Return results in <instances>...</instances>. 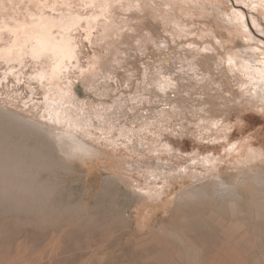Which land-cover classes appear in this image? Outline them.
<instances>
[{
    "label": "rangeland",
    "instance_id": "1",
    "mask_svg": "<svg viewBox=\"0 0 264 264\" xmlns=\"http://www.w3.org/2000/svg\"><path fill=\"white\" fill-rule=\"evenodd\" d=\"M44 1L38 4L52 12L53 3ZM110 1L105 16L102 0L58 3L53 11L74 19L65 29L43 31L49 40L59 30L69 34L59 81L74 82L71 98L84 108L73 109L87 117L83 128L58 125L41 105L43 86L29 75L40 65L52 69L50 57L46 65L31 56L26 64L12 61V69L0 58V264H264L258 212L264 210V156L242 169L227 154L240 139L264 146V111L251 102L262 93L263 75L237 67L232 55L247 47L264 62L255 47L264 49V7L256 0ZM4 3L3 23L17 11L29 19L43 9L34 0ZM107 22L115 25L109 34L102 32ZM7 33H0V48L14 39ZM7 73L14 75L7 80ZM17 113L73 130L98 152L68 155L52 137L17 121ZM97 114L143 123L142 138L110 144L111 135L91 122ZM128 160L132 165L121 164ZM149 161L159 167L152 170ZM216 167L242 172L225 190L209 180L187 195L194 176L217 173Z\"/></svg>",
    "mask_w": 264,
    "mask_h": 264
},
{
    "label": "bare ground",
    "instance_id": "2",
    "mask_svg": "<svg viewBox=\"0 0 264 264\" xmlns=\"http://www.w3.org/2000/svg\"><path fill=\"white\" fill-rule=\"evenodd\" d=\"M8 1V0H6ZM12 2V0H10ZM22 1V0H21ZM29 1V0H28ZM44 1V0H42ZM41 1V2H42ZM48 1V0H46ZM44 1L43 4H46ZM51 1L53 4H51V8L49 7V9H52V12L51 11H48L44 8H46L47 6H43L42 4V7L39 5L40 3L38 2V0H34V2H36L37 6V10L39 9H42L40 11H38L39 13H34L31 15L33 16H36V18H34L33 16L30 17L29 15V19H28V16L26 17V14L24 12L21 11H17L15 10V12L17 13V15L14 13V15H11V20H4V23L0 21V33H4V32H10L12 35H10L9 37H14L13 40H9V42L5 43L2 45V48H0V58L1 59H4L5 60V63L6 64H9V68H15L16 64H26V61L28 62L29 60L27 59L29 56L33 57L34 59L36 60H41L40 62H38V65L40 64H44L46 65V63L49 64V61L47 60V57H50L51 61H52V69L47 68L46 66H37L34 71L30 72V75H29V79L33 80V81H40L42 86H43V89H44V96H42V99H41V102H42V107H44V110L45 112H47L46 114H49L53 120H56L58 125L62 124L64 125V127H70V129L72 128L73 130L74 129H77V128H81L84 124H87L86 123V119L87 117L85 118V116L81 117L80 114H78L76 111H74V109H77L78 111L79 110H82L83 111V108L81 109V106H79V103L78 101H76L75 99L71 98V95H74L73 92V89H75V86H74V82L73 83H70V85H66L65 83H60L59 79L62 78L60 77L61 73L64 72V70H66V64L64 63V57L66 56L64 53H66L68 50H71L68 46V41H69V34L68 32L64 31L65 27H66V24L69 25L68 21L71 22L74 18L73 17H70L69 19L65 18V14L63 13H58L57 14L53 11L54 8H55V5L58 3L59 4H65L69 5V7H73L71 5V1L70 0H49ZM97 1V0H96ZM110 0H102V3L103 5L101 6L102 3H100L99 6H101V9L100 12L102 11L103 12V15L101 14V16H105L104 14L107 13V11L109 12L108 8H109V2ZM127 1V0H126ZM125 1V2H126ZM167 1V0H166ZM184 1V0H183ZM200 1V0H199ZM19 2V1H18ZM32 2V1H31ZM83 2V1H82ZM84 4H92L94 3L93 0H84ZM111 2H114V1H110V4ZM190 2V1H189ZM251 2V1H250ZM30 3V2H29ZM39 3V4H38ZM108 3V5H107ZM181 3V2H180ZM185 3V2H184ZM256 3H258V5L260 4L261 6L264 7V0H256ZM49 4V3H48ZM89 4V5H90ZM97 4V3H95ZM126 4H128L126 2ZM183 4V3H182ZM190 4V3H189ZM251 4V3H250ZM0 5L3 7L6 6V4L4 3V0H0ZM94 5V4H93ZM108 8H106L107 6ZM114 5V4H113ZM125 4H123L124 6ZM0 6V7H1ZM23 6V4H22ZM20 6V8L22 7ZM61 6V5H60ZM95 6V5H94ZM112 6V5H111ZM128 6V5H127ZM189 6V5H188ZM11 7V5H10ZM15 7V6H13ZM17 7V6H16ZM59 7V6H58ZM212 7V6H211ZM262 7V8H263ZM100 8V7H99ZM111 8V7H110ZM260 8V7H259ZM15 9V8H14ZM22 9V8H21ZM26 9L28 10V12L30 13L31 11L26 7ZM59 9V8H58ZM69 9V8H68ZM72 9V8H71ZM70 9V11H71ZM75 9V8H74ZM73 9V10H74ZM25 10V9H24ZM35 10V9H34ZM73 10L70 13V15H74L76 16V18H80V13H76V12H73ZM260 10V9H259ZM57 11V10H56ZM83 11V10H82ZM92 11V10H90ZM97 11V10H96ZM192 11V10H191ZM21 14H19V13ZM54 12V13H53ZM101 12V13H102ZM116 12V11H115ZM82 14V13H81ZM96 14V13H95ZM95 14H90V17H95L93 15ZM107 15V14H106ZM84 16V15H82ZM111 16V15H110ZM109 15L105 18H109L110 17ZM112 17V16H111ZM96 18V17H95ZM6 19V18H5ZM81 19V18H80ZM94 19V18H93ZM92 19V20H93ZM110 20L112 18H109ZM108 19V20H109ZM87 20V19H86ZM95 20V19H94ZM93 20V21H94ZM114 20V19H113ZM89 21V20H88ZM97 21V20H96ZM115 22V21H114ZM114 22H107L108 24L104 25L102 28H103V31L105 34H109L112 30H114V27L113 25L114 24H111V23H114ZM89 23V22H88ZM178 23V22H177ZM182 23V22H181ZM233 23H236V22H233ZM93 24V23H92ZM111 24V25H110ZM52 26H57V27H63L64 29L63 30H59L58 31V35L55 36L54 39L52 40H49L48 36H47V32H43L45 31V29H49L51 30L50 28ZM115 26V25H114ZM232 26V25H231ZM235 26V25H234ZM238 26V25H237ZM235 26V27H237ZM69 28V27H68ZM90 28V27H89ZM92 28V27H91ZM121 28V27H120ZM28 29H31L34 31V34L33 35H29L28 34ZM62 29V28H60ZM232 29V28H231ZM234 29V28H233ZM238 29V28H237ZM121 30V29H120ZM236 30V28L234 29ZM243 30V29H242ZM68 31V30H67ZM237 31V30H236ZM119 32V31H118ZM121 32V31H120ZM114 32H112L113 34ZM237 33V32H235ZM233 33V34H235ZM8 34V33H7ZM89 36V35H88ZM106 36V35H105ZM242 36V35H241ZM247 38V37H246ZM256 45V43H253ZM64 45L67 46L68 50L64 49L66 48ZM1 46V45H0ZM256 48L258 49H261L260 51V54L261 56L264 57V49H262V46H259V45H256L255 46ZM250 48H247V47H242V48H239L238 50L236 49L234 52H232L233 54V57L235 58L236 60V63L235 65L237 67H242V66H247L251 69L252 71V68H253V71L254 69H257L258 70H255V71H259L262 73L263 75V78H264V69L262 68L261 69V66L264 67V62H262L261 64L259 63L260 59L258 60L257 58V54L256 53H248L250 52L249 51ZM234 50V49H232ZM236 51H239L240 54ZM67 54V53H66ZM231 55V56H232ZM245 55H251V57L253 59H245L244 56ZM0 59V60H1ZM2 60V61H4ZM258 61V64L257 66L255 67L253 64H252V61ZM12 61H16L17 63L16 64H12L10 62ZM31 61V60H30ZM264 61V58L263 60ZM36 62H34L36 64ZM65 65H64V64ZM47 64V65H48ZM249 65V66H248ZM46 67V68H45ZM234 67V66H233ZM243 68V67H242ZM249 69V70H250ZM234 70V69H233ZM252 71V72H253ZM254 71V74L256 73ZM260 73V74H261ZM259 73H257L258 75ZM259 74V75H260ZM14 75V73H7L5 74V77L7 78V80L10 79V77ZM60 75V76H59ZM261 76V75H260ZM28 79V81H30ZM261 79H262V76H261ZM52 80L53 82H48V81ZM258 80V79H257ZM260 80V78H259ZM65 81V80H64ZM63 82V81H62ZM261 82H264V81H261ZM258 83V82H257ZM257 88V87H256ZM255 88V90H256ZM261 88V87H260ZM264 89V88H263ZM262 89V90H263ZM261 92L263 93L264 90ZM260 94L258 93V97L256 95V97H249V98H252L251 99V102L253 101L254 104L253 105H256L254 107H256V109H258L257 111L259 110H263L264 111V93L263 94ZM249 98H247L249 100ZM249 102V101H248ZM247 104V103H246ZM250 104V103H249ZM64 105H69L68 108H63ZM70 105H72L73 107H71ZM151 106V104H150ZM41 107V108H42ZM74 108V109H73ZM112 108V107H111ZM123 109V108H122ZM253 109V108H252ZM255 109V110H256ZM3 110V109H2ZM7 110H10V109H7ZM4 111V110H3ZM180 111V110H179ZM260 111V112H261ZM6 112V111H5ZM9 112V111H7ZM112 113V112H111ZM156 113V112H155ZM153 113V114H155ZM181 113V112H180ZM46 114H44V116H46ZM116 114V113H115ZM118 114V113H117ZM116 114V115H117ZM264 114V113H263ZM262 114V115H263ZM4 115V114H3ZM98 115V114H97ZM113 115V114H112ZM7 116V115H6ZM9 116V115H8ZM99 116V115H98ZM115 116V115H114ZM114 116H111V115H107V114H103L102 116H99L97 117V121L94 119L92 120V124L94 127L96 128H99L101 131H103V135H105V137L110 134L111 138H110V144L112 143H115V139L116 138H119V137H124V139L126 138L127 141H132L134 140L133 136L134 135H137V136H140L139 134L141 133V131H143L144 127H143V123H136V122H133V125L134 126H130L129 124H124L122 122H124V120L121 118V115L119 114V116H116V118ZM13 117L17 120V121H20V122H23L25 124H27L28 126H30L31 128H34V130H38V131H41L43 132V134L45 133L46 135L52 137L54 139V141L56 142V146L59 147V149L68 154V155H75V156H79V157H86L90 154H93V153H97L98 152V149L97 148H94V146H90L88 145L86 142L80 140L75 132H73V130H68L64 127H57L55 125H48L47 127L44 126L42 122L38 121V122H33L32 121H29L27 118H25V116H23L22 114H19L17 113L16 115H13ZM47 117V116H46ZM128 117V116H127ZM9 118V117H8ZM120 118V119H119ZM148 118V117H147ZM155 118V117H154ZM7 119V118H6ZM51 119V121H52ZM139 119V118H136V120ZM9 120V119H8ZM126 120V119H125ZM44 121V120H43ZM88 122V121H87ZM89 122V123H91ZM22 123V124H23ZM89 125V124H88ZM84 127V126H83ZM82 127V128H83ZM86 128V127H85ZM78 130V129H77ZM80 131V130H79ZM82 131V130H81ZM40 132V133H41ZM86 133V132H85ZM220 134V133H219ZM223 134V133H222ZM226 134V133H225ZM102 135V136H103ZM224 135V134H223ZM87 136V135H86ZM89 136V135H88ZM92 136V135H91ZM143 135H141L140 137L142 138ZM109 137V135H108ZM221 137V136H220ZM136 138V137H135ZM109 139V138H107ZM112 140V141H111ZM68 141L70 143V145H65L64 142ZM236 141V140H235ZM52 142V141H51ZM240 142H241V139H240ZM239 141L237 142H234L230 148L228 149L229 150V153L227 154H231L233 157L237 158L238 160H240L239 162H242L241 164L243 165L242 166V169L243 168H248V166L252 165L253 163V160H257V158L261 157V156H264V146L263 147H259V146H254V143L252 142H248L246 143V145H242ZM129 143V142H128ZM109 144V145H110ZM126 144V143H125ZM134 144V143H133ZM6 145V144H5ZM53 145V144H52ZM116 145V144H115ZM129 145L126 144V147H128ZM2 147V146H1ZM3 148V147H2ZM130 148V147H129ZM154 148V147H153ZM152 148V149H153ZM157 148V147H156ZM155 148V149H156ZM132 149V148H131ZM173 149H176L173 147ZM6 150V148H5ZM101 151V150H100ZM146 152V151H145ZM8 154V153H7ZM40 155V154H39ZM205 156V155H204ZM36 159V158H35ZM219 161L220 158H217ZM2 160V159H1ZM27 160V159H26ZM216 160V159H215ZM255 160V161H256ZM8 161V160H6ZM25 161V160H24ZM2 162V161H1ZM10 162V161H9ZM142 162V161H141ZM145 163V161H143ZM148 162V160L146 161ZM150 162L149 161V165L148 167H150L152 170H154V168H156L157 166L159 167L158 163L156 165V167H154L155 164L152 165V162L151 165H150ZM3 163V162H2ZM17 163V162H16ZM127 164L126 166L128 165H132V163L128 160V161H123L121 162V164ZM207 163V162H206ZM7 164V163H6ZM10 165V163H8ZM22 163L20 162L19 165H21ZM142 164V163H141ZM140 164V165H141ZM3 165V164H2ZM13 165V164H12ZM34 165V164H33ZM144 167V164H142ZM146 165V163H145ZM245 165V167H244ZM4 166V165H3ZM16 167L18 166L17 164L15 165ZM22 166V165H21ZM39 166V165H38ZM0 167H2L0 165ZM6 168L8 166H5ZM26 167V166H25ZM162 167V166H161ZM10 168V167H9ZM15 168V167H14ZM252 168V166H251ZM16 169V168H15ZM14 169V172H17V170L15 171ZM19 169V168H18ZM131 169V168H130ZM241 169V168H240ZM249 169V168H248ZM1 170H4V167H2L0 169ZM10 170V169H9ZM13 170V169H12ZM175 170V169H174ZM216 172L217 173H212V174H208V175H202V176H194V174L192 176L193 179H192V182L190 183V186L192 187V189H190L189 191L187 190L188 194L191 192H193L195 190V192L200 188V186H202L203 184H205L207 181H212V183L214 182L215 184H217L219 187H221L220 189L225 188L229 185L228 184V181L227 180H232V179H236L238 176H240L242 170H238V172L235 174V170H230L229 168H220V169H217L216 167ZM237 170V169H236ZM20 172V171H19ZM18 173V172H17ZM255 173V172H254ZM258 173V172H257ZM14 174V173H13ZM19 174V173H18ZM26 174V173H25ZM240 174V175H239ZM12 175V174H11ZM20 175V174H19ZM158 175V174H157ZM178 175V174H177ZM197 175V174H195ZM8 176V175H7ZM15 176V175H14ZM22 176V175H21ZM10 177V176H9ZM13 177V176H12ZM11 177V178H12ZM35 177V176H34ZM178 177V176H177ZM190 177V176H189ZM15 177H13L14 179ZM25 178V177H24ZM156 178V177H155ZM158 178V177H157ZM24 180V179H22ZM1 181V180H0ZM17 181V180H15ZM22 182V181H21ZM232 182V181H231ZM230 182V183H231ZM159 183V182H158ZM209 183V182H208ZM213 183V184H214ZM17 184V183H15ZM42 184V183H40ZM12 185V184H11ZM21 185V184H20ZM207 185V184H206ZM231 185V184H230ZM234 185V184H232ZM13 186V185H12ZM18 186V184H17ZM136 186V185H135ZM159 186V185H158ZM208 186V185H207ZM16 187V185H15ZM39 187V186H38ZM41 187V186H40ZM209 187V186H208ZM145 188V187H143ZM164 188V186H163ZM228 188V187H227ZM151 190L154 191H157L158 188H157V184H154L150 187ZM197 189V190H196ZM204 190V188H203ZM216 190V189H214ZM230 190V189H229ZM145 191V190H143ZM162 191V190H161ZM182 191V190H181ZM205 191V190H204ZM232 190H230L231 192ZM38 192V191H37ZM43 192V191H42ZM221 192V191H220ZM229 192V191H228ZM141 193V192H140ZM144 193L145 195L146 194H151V191H146V192H142ZM156 194V192H154ZM160 193V191L158 192ZM142 194V195H144ZM230 194V193H229ZM144 195V196H145ZM182 195V194H181ZM153 196V195H152ZM157 196V195H156ZM149 197V196H148ZM153 198V197H152ZM251 205V204H250ZM253 206H251L250 208H252ZM249 209V208H248ZM252 210V209H251ZM262 210V209H261ZM255 211H258L255 209ZM264 210L262 211H258V212H263ZM253 212V211H252ZM260 215V213H259ZM263 216V215H261ZM235 236V235H234ZM187 252V251H186ZM228 254V252L226 251L225 252V255ZM229 255L232 256V253L229 252ZM221 258H225L223 255H221ZM231 258H234V257H231ZM228 259V258H227ZM230 261V260H228Z\"/></svg>",
    "mask_w": 264,
    "mask_h": 264
}]
</instances>
